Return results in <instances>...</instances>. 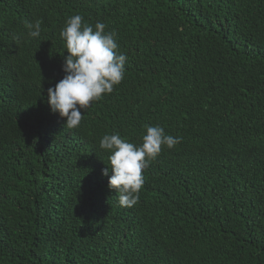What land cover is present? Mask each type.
Masks as SVG:
<instances>
[{
	"label": "trees",
	"instance_id": "trees-1",
	"mask_svg": "<svg viewBox=\"0 0 264 264\" xmlns=\"http://www.w3.org/2000/svg\"><path fill=\"white\" fill-rule=\"evenodd\" d=\"M77 14L127 62L68 128L47 89ZM145 124L182 140L121 206L99 141ZM0 264H264V0H0Z\"/></svg>",
	"mask_w": 264,
	"mask_h": 264
},
{
	"label": "clouds",
	"instance_id": "clouds-1",
	"mask_svg": "<svg viewBox=\"0 0 264 264\" xmlns=\"http://www.w3.org/2000/svg\"><path fill=\"white\" fill-rule=\"evenodd\" d=\"M82 21L79 14L71 16L61 30L68 53L62 65L65 75L47 89L51 110L65 118L64 126L68 128L80 125L82 112L92 101L113 92L124 78L127 62V55L119 52L115 31L105 32L102 22L93 27ZM25 28L27 38L40 37V20L26 22ZM144 129L146 134L139 145L122 138L119 132L105 134L99 141V147L109 153L110 167L104 168L102 174L108 177V187L115 191L121 206L131 207L138 202L144 185L143 170L158 157L162 146L172 149L182 140L166 134L160 125L145 124Z\"/></svg>",
	"mask_w": 264,
	"mask_h": 264
}]
</instances>
